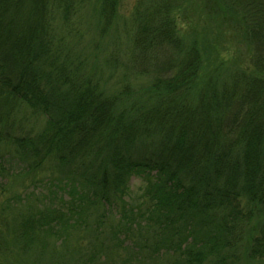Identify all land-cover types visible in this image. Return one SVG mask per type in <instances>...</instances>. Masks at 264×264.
Masks as SVG:
<instances>
[{
    "label": "trees",
    "instance_id": "1",
    "mask_svg": "<svg viewBox=\"0 0 264 264\" xmlns=\"http://www.w3.org/2000/svg\"><path fill=\"white\" fill-rule=\"evenodd\" d=\"M121 5L0 0V264H264V0Z\"/></svg>",
    "mask_w": 264,
    "mask_h": 264
},
{
    "label": "rangeland",
    "instance_id": "2",
    "mask_svg": "<svg viewBox=\"0 0 264 264\" xmlns=\"http://www.w3.org/2000/svg\"><path fill=\"white\" fill-rule=\"evenodd\" d=\"M133 3H134V0H122V5H121V9H120L121 15H128L129 14V11H130V8L133 5ZM192 17L194 18L193 20L195 22H199L200 23L201 21H203V20H200L197 15H193ZM190 20H192V19H190ZM186 27L188 28V26H186ZM199 27L202 28L203 25H201ZM217 37H218V41H221L220 44H219V50H223L227 46L230 48V44H231L230 40L231 39H230V35L228 33L225 32V34H222L220 32L219 36H217ZM90 39L89 40H86L84 43H82L81 44V47H83L85 43H88L90 41ZM80 50L81 49H78L77 51H80ZM125 52H127V49L125 50ZM226 52L227 51H225V53ZM229 55H230V57L232 59L235 58L238 61H241V64L244 63V58H243V56L240 53L235 52L233 50V52L231 54H229ZM35 123H37V122H34V120L28 121V119H27L26 121H24V126L28 130L32 129L34 126H36L37 128H39V124H35ZM131 186H132L133 191L135 192L137 190V188L140 186L139 180L133 178L132 181H131ZM1 200H2V198H1V195H0V201Z\"/></svg>",
    "mask_w": 264,
    "mask_h": 264
}]
</instances>
